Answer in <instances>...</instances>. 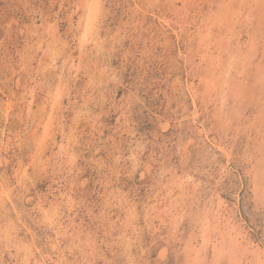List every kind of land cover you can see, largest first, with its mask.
I'll list each match as a JSON object with an SVG mask.
<instances>
[{"label": "rangeland", "instance_id": "rangeland-1", "mask_svg": "<svg viewBox=\"0 0 264 264\" xmlns=\"http://www.w3.org/2000/svg\"><path fill=\"white\" fill-rule=\"evenodd\" d=\"M0 264H264V0H0Z\"/></svg>", "mask_w": 264, "mask_h": 264}]
</instances>
